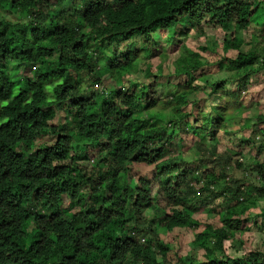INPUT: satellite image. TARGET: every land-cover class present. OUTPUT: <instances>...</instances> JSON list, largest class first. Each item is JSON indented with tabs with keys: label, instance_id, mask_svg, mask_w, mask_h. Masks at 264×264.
I'll use <instances>...</instances> for the list:
<instances>
[{
	"label": "trees",
	"instance_id": "trees-1",
	"mask_svg": "<svg viewBox=\"0 0 264 264\" xmlns=\"http://www.w3.org/2000/svg\"><path fill=\"white\" fill-rule=\"evenodd\" d=\"M58 1L65 9L0 0V264H264V241L249 232L264 235V206L249 212L264 198V162L250 165L253 180L237 176L244 156L219 151L218 136L238 132L233 144L258 156L264 148V113L252 126L246 112L264 58L232 36L258 21L264 0ZM210 29L224 32V55L213 62L179 40ZM177 44L172 77L180 79L164 82L163 96L160 74L129 79L140 60L162 59ZM231 48L235 57L225 55ZM10 63L34 66L32 77H12ZM209 64L226 71L210 84L217 101L191 102L194 74ZM86 79L101 89L88 91ZM158 106L171 109L167 129L153 120ZM244 121L250 135H240ZM170 128L199 136L195 157L174 148ZM45 134L56 140L40 145ZM219 203L221 224L200 232L218 253L208 247L196 259L164 239L176 227L197 228V215ZM252 215L256 223L246 225Z\"/></svg>",
	"mask_w": 264,
	"mask_h": 264
},
{
	"label": "rangeland",
	"instance_id": "rangeland-1",
	"mask_svg": "<svg viewBox=\"0 0 264 264\" xmlns=\"http://www.w3.org/2000/svg\"><path fill=\"white\" fill-rule=\"evenodd\" d=\"M72 1V0H71ZM52 6L54 8H58L60 10L65 9V5H63L58 0H50ZM263 11L260 13V16H257L258 21L256 23H253L251 26H249L246 30H239L237 32H234L232 34L233 37H240L243 38L244 43L241 46L242 49L246 50L249 48L256 49L255 51L264 58V25L260 21V17L264 19V3L262 4ZM9 11L10 9L7 8ZM7 11V12H8ZM6 11L0 8V14L5 13ZM25 15H23V18ZM11 20H16V17H10ZM18 21V19H17ZM27 21V20H26ZM187 36V38H186ZM179 40H184L183 44L188 45L191 49H193L196 52H199L202 55V58L207 59L209 61H216L220 57H222L224 54L223 51V42H224V32L221 30H208V33L201 37L195 32H191L189 34H186L184 36H180ZM201 44L204 46H207V50H203L201 47ZM180 44H177L175 47H170L168 52L162 56V59L160 55H155L152 60L144 59L140 60L138 63L137 70H134L131 75L129 76V79L131 81H136L140 78H142V75L147 72H152L154 74H160V82L156 84V89L158 90L159 96H163L164 90H163V83L169 82L171 86H176V81L179 80V77H172L175 70L177 69L175 65V61L177 57L179 56L178 47ZM252 46V47H251ZM239 52V49L231 48L228 50L225 55L229 57H235ZM113 50L108 47L104 53V55H100L99 65L103 69L104 65L107 64L108 59L112 56ZM162 64V66H160ZM17 66V67H16ZM34 66L31 67L30 64L26 63H10L8 65V69L11 72L12 77L14 78H24V77H32V71L34 70ZM220 67L216 66L215 64H209L205 65L201 70H198L194 74V80L192 85L197 86L196 92H191L187 95V99L192 101H195L198 98H201V103H207L206 105L213 104L217 101L216 94H211V86L210 84L214 82L215 80L221 78L222 76H226V71L219 70ZM16 70V71H15ZM205 72L207 74L206 79L202 80L201 74L202 72ZM160 72V73H159ZM34 73V72H33ZM96 76V75H95ZM88 86V91H91L93 89L100 90L102 87V83H95L93 84L92 79H86ZM109 86V84H107ZM229 87L233 88V85H228ZM104 87V86H103ZM250 92H252L248 97L246 98V112L248 118L255 123V118L258 114L264 113V75L260 74L259 76H255L252 79V82L249 87ZM48 91H51L50 86L48 85ZM211 95H207V94ZM263 104L262 106L260 105ZM172 116V112L170 107H162L158 106L154 110V116L153 120L154 122L158 121L161 125L164 126V128H169V119ZM251 126V127H252ZM241 130H239L240 135H250L251 128L250 126L245 123V121L241 124ZM168 129L169 132H174L176 135L173 137V143L172 145L174 148L179 149L180 152H186V155L188 158H193L198 154L197 150V143L199 142V136L196 137L193 134H188L185 137H181L176 129L170 128ZM235 131L233 134H227L221 131L219 133V151L220 150H231V152H239L240 155L244 156V166L240 169H236L234 172L237 176H245L249 178L250 180L254 179V176L252 175L250 165L255 160H259L264 162V148H262L261 143L258 144V147L260 148L259 151L261 152L260 155H257L256 150H250L248 147H244L241 149L238 146V141H234L235 145L233 144V138L235 137V134H238V132ZM169 136L170 135H166ZM168 137V138H169ZM184 138V139H183ZM236 138V137H235ZM56 140L55 137L50 136L49 134H45L42 136L38 143L40 145L44 144L45 142H51L53 143ZM181 146H178V144L182 143ZM170 155L173 154V150H171ZM139 170V169H138ZM246 173H249V175H246ZM251 173V174H250ZM206 193V191H205ZM220 201V200H219ZM260 205L258 208L250 209L249 212L253 213H259L260 209L264 206V198H261ZM225 206L226 204L219 203L216 205L215 210L212 212H208L206 209L202 210L197 217L200 219V225L196 228H184V229H174L170 231L168 234L164 236L165 240H168L169 242H173L175 239L177 242L174 244L178 247L179 251L182 253H186L187 251L193 252V257L196 259H203L205 254V248H217L215 245V242L213 238L208 239V237L204 234L200 235L204 229H207L208 226H212L213 228L218 227L221 224V221L219 219V216L225 213ZM208 207H212V204ZM207 208V207H206ZM248 212V213H249ZM263 220V216L258 217V221ZM246 225H250L253 223H256V216L252 215L247 220H245ZM251 226V225H250ZM253 230H249L251 234L254 233V238L258 239L259 241H264V235L261 234V232H258L257 229H255V226H251ZM178 238H175L177 237ZM246 244L250 246L255 245V241L252 238V236H248L245 234ZM236 242L230 241V245L232 248L236 246ZM229 242H226V247L228 252H232V248L230 247ZM219 249L215 250V253H218ZM239 252L238 254H240Z\"/></svg>",
	"mask_w": 264,
	"mask_h": 264
},
{
	"label": "clouds",
	"instance_id": "clouds-1",
	"mask_svg": "<svg viewBox=\"0 0 264 264\" xmlns=\"http://www.w3.org/2000/svg\"><path fill=\"white\" fill-rule=\"evenodd\" d=\"M32 74H33V71H32ZM251 174V173H250ZM246 175H249V173H246ZM174 229H184V228H178V227H176V228H174ZM173 229V230H174ZM172 231V230H171ZM170 231H168L166 234H168ZM143 241H144V239H142Z\"/></svg>",
	"mask_w": 264,
	"mask_h": 264
}]
</instances>
